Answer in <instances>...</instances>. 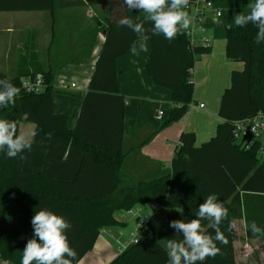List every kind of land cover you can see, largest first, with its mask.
Instances as JSON below:
<instances>
[{
    "label": "trees",
    "instance_id": "obj_1",
    "mask_svg": "<svg viewBox=\"0 0 264 264\" xmlns=\"http://www.w3.org/2000/svg\"><path fill=\"white\" fill-rule=\"evenodd\" d=\"M86 1L108 3L110 15L73 130L67 127L68 115L53 108L55 71L32 63L36 55L29 38L16 74L9 76L0 70V79L21 87L15 106L0 110V119L15 121L17 134L21 121L34 123L35 143L49 150L63 145L82 153L76 178L54 181L44 173L19 171V156L8 158L0 152V257L20 264L22 251L33 237L31 219L41 208L71 223L66 234L77 253L73 264H79L104 228L126 225L118 212L155 203L165 211L150 214L145 237L109 264H169L167 239L180 238L169 227L170 221L194 219L199 204L216 194L228 208V217L220 225L228 243L217 242L220 253L205 264H236L231 220L244 217L246 225L255 221L264 229V159L258 154L257 144L245 148L233 132L237 120L260 112L264 115V42L255 43L257 28L252 24L226 27L227 57L242 62L243 69L233 71L231 85L222 95L219 115L223 121L216 135L196 146L195 133H182L170 170H162L160 176L150 180L134 181L122 174L127 155L123 136L126 99L120 93L117 60L140 37L127 27H119L118 21L129 16L134 22L144 23L150 43L147 72L155 85L171 90L173 108L164 126L178 121L194 103L191 73L196 56L210 52V46L190 45L185 32L171 41L153 35L152 23L144 22L145 16L139 17L138 10L128 11L123 0H0V12L54 11ZM37 73L46 81L45 90L38 93L23 89L22 77ZM202 223L207 229L208 221ZM207 230L214 235L212 229ZM247 232L252 235L248 227Z\"/></svg>",
    "mask_w": 264,
    "mask_h": 264
},
{
    "label": "crops",
    "instance_id": "obj_2",
    "mask_svg": "<svg viewBox=\"0 0 264 264\" xmlns=\"http://www.w3.org/2000/svg\"><path fill=\"white\" fill-rule=\"evenodd\" d=\"M210 1L220 11V16L211 9L204 10V34L209 38L210 52L196 56L191 73L194 103L178 121L164 126L173 108L171 90L155 85L147 72L149 40L137 39L117 60L120 93L126 99L123 136L127 155L122 169L126 179L140 181L160 176L162 170H170L182 133H195V145L200 146L216 135L223 121L219 115L222 95L231 85L233 71L243 69L242 62L227 57L226 27L235 25L236 15L248 14L255 0ZM37 12L45 14H37L33 29L22 32L11 25L0 29V70L7 75V71L14 72L9 76L16 74L29 38L36 55L32 63L38 68L55 71L53 108L56 113L68 115L67 127L73 130L105 41L109 4L86 1L79 6ZM145 15L138 10L139 17ZM160 112L161 117H158ZM35 129V124L27 120L19 124L18 135L28 136L32 147L31 151L20 154L26 159L19 157L18 170L44 173L54 181H73L78 173L81 151L63 145L49 150L35 143L32 136ZM123 217L118 216L126 225L104 228L79 264H109L121 253L119 240H124L122 235L129 222ZM231 224L235 225L232 230L236 264H264L262 235H249L244 217L232 219ZM0 264L14 263L0 257Z\"/></svg>",
    "mask_w": 264,
    "mask_h": 264
},
{
    "label": "clouds",
    "instance_id": "obj_3",
    "mask_svg": "<svg viewBox=\"0 0 264 264\" xmlns=\"http://www.w3.org/2000/svg\"><path fill=\"white\" fill-rule=\"evenodd\" d=\"M128 11L134 9L146 13L144 22H151L153 35H163L168 40H174L177 35L183 34L190 27L189 13L186 9L189 0H123ZM248 14H238L234 17V23L238 27L249 24L257 28L255 43L264 42V0H255ZM119 27L131 29L138 37L145 36L144 23L134 22L125 16L118 21ZM37 82H41L38 75ZM21 86L25 90H31L33 85L27 79L21 80ZM21 87L15 86L8 79H0V110L15 106L16 99L20 95ZM36 133H32L34 137ZM47 139H51L49 134ZM31 139L25 135L17 134L15 121L0 119V152L8 158L26 159L20 156L25 150L31 151ZM195 218L191 220H172L169 227L175 229V237L167 239L166 250L169 264H205L208 259H214L221 251L217 242L227 244L228 241L221 231L220 225L228 217V208L220 201L216 194H210L199 204ZM208 221L207 229H212L214 235L209 233L202 221ZM31 224L33 237L28 239L20 264H73L77 253L70 246L67 230L71 223L63 216L41 208L35 211ZM234 228L235 225H229ZM253 234L264 235L255 221L247 225Z\"/></svg>",
    "mask_w": 264,
    "mask_h": 264
},
{
    "label": "built area",
    "instance_id": "obj_4",
    "mask_svg": "<svg viewBox=\"0 0 264 264\" xmlns=\"http://www.w3.org/2000/svg\"><path fill=\"white\" fill-rule=\"evenodd\" d=\"M205 9H211L217 16H220V11L214 7L213 3L210 0H189V6L186 11L189 13L191 23L190 27L184 32L189 38L190 45H209V38L204 34L205 27L203 25V16ZM198 34L200 37H198ZM38 75L41 77V82L39 83L37 82ZM22 79L29 80L33 85L31 90H27L29 92L39 93L43 92L46 88V81L41 73H37L34 76H25L22 77ZM200 107H203V104H200ZM161 114L162 113L160 112L158 117H161ZM234 125L235 126L233 132L236 141L243 145L245 148H250L254 144H257L258 154L262 159H264V115L260 112L252 117L239 119L234 123ZM180 145L181 142H179V146ZM148 206L151 208L152 212L146 213L144 215H141L144 210V206L142 205H137L125 211L126 214L139 212L141 217H139V220L136 223V230L131 233L130 237H128L127 240H119L121 253L129 246L138 243L145 237L149 215L161 211L162 208L155 203H149Z\"/></svg>",
    "mask_w": 264,
    "mask_h": 264
},
{
    "label": "rangeland",
    "instance_id": "obj_5",
    "mask_svg": "<svg viewBox=\"0 0 264 264\" xmlns=\"http://www.w3.org/2000/svg\"><path fill=\"white\" fill-rule=\"evenodd\" d=\"M37 14H45L37 11H3L0 13V29L11 25L14 29L24 32L28 29H33L36 26V18ZM11 75L14 72H8ZM123 174V172H122ZM123 176V175H122ZM143 212L141 215L152 212L151 208L148 205H144ZM124 215V219H128V226L124 229V234L122 238L127 240L130 237L131 233H133L137 226L136 223L139 220L140 213L134 212L132 214H126L125 211H120L117 213V216Z\"/></svg>",
    "mask_w": 264,
    "mask_h": 264
}]
</instances>
